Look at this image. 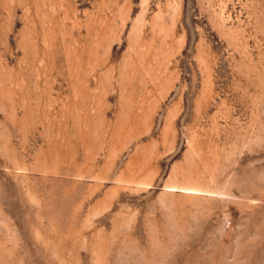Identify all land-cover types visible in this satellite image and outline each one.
<instances>
[{
    "label": "rangeland",
    "instance_id": "374dc122",
    "mask_svg": "<svg viewBox=\"0 0 264 264\" xmlns=\"http://www.w3.org/2000/svg\"><path fill=\"white\" fill-rule=\"evenodd\" d=\"M0 264H264V0H0Z\"/></svg>",
    "mask_w": 264,
    "mask_h": 264
}]
</instances>
